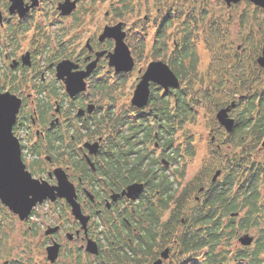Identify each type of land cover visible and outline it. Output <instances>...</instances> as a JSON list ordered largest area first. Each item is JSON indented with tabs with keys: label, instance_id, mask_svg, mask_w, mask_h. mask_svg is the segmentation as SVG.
Listing matches in <instances>:
<instances>
[{
	"label": "flooded vegetation",
	"instance_id": "obj_1",
	"mask_svg": "<svg viewBox=\"0 0 264 264\" xmlns=\"http://www.w3.org/2000/svg\"><path fill=\"white\" fill-rule=\"evenodd\" d=\"M64 1L0 0V92L7 91L20 99L12 132L18 141L26 169L32 177L55 184L54 169L60 167L74 186L75 200L83 218L75 217L72 205L65 197L53 200L46 198L36 203L23 220L0 201V224L11 228L22 224L27 227L24 232L27 231L33 237L30 242L41 229L38 238L45 257L42 264H57L62 257L64 264H116L113 253L116 248H124L128 252L125 264H153L159 258L161 264H177L181 258L178 257L182 244L180 231L187 229L185 216H190L195 204L203 200L212 184L244 182V179L226 178L228 171L225 163L198 181L183 182L184 178L179 177V157L165 151L160 142L161 134L177 138L181 132L179 129L168 130L178 116L176 109L179 107L180 84L164 89L151 82L149 98L143 107L131 103L134 87L127 103L123 100V106H114L115 115L112 119L126 113L128 119L122 128L127 131L139 124L138 119H142L144 125L147 121L149 125L148 119L153 118L154 114L162 121L169 120L162 133L156 124L155 129H152V137L145 142L151 145L145 153L150 149L153 154L152 170H148V162H144L145 177L133 178L132 162L129 161L134 154L128 156L126 162L121 161L115 153L103 157L105 138L110 136L116 139L119 124L103 130L102 134L101 114L107 109L108 101L101 99L102 81L105 79L101 73L115 78L128 72H117L109 65L107 55L113 51L114 39H100V35L105 26L121 22L124 40L135 62L133 53L136 41L131 44L129 38L136 33L144 35L146 42L142 20L148 26L151 20L163 18L159 16V5L154 7L157 12H144L142 19L136 23V20H128L130 12L118 16L123 7L120 0H69L75 1V5L69 13L63 14L58 5ZM150 1L146 0V8L153 6V1ZM180 1L167 0L163 4L180 6ZM103 2L107 5L105 15L108 22L87 36L82 45L78 44L73 39L86 31L83 28L86 16L94 13L96 3ZM187 4L194 8L205 6L211 10L223 9L228 15L221 16L220 20L235 18L241 22L240 32L246 31L245 35H241L235 52H216L221 56L231 55V58L210 60L207 84L198 83L205 87L206 103L214 113V119H210L212 126L209 132H212L214 125L218 129L216 134L210 136L211 142H216L213 152L222 155L244 154L247 150L244 144L230 138L240 123L244 101L254 95V88L259 85L264 87V66L257 62L262 53L264 37L257 35L260 31L255 34V26L264 20V6L253 0H188ZM238 8L240 10H233ZM54 14L56 20H71V23L44 32L42 25H39L41 23L37 24L36 20H51ZM49 26L52 25L46 27ZM70 29L74 33L64 39V34ZM28 35L29 45L22 50L21 43ZM225 38L226 35L219 37L220 40ZM245 42L246 45H242ZM63 61L62 74L58 75L57 66ZM241 63L248 73L247 80L241 77L239 71L228 70V65ZM146 65L137 66L138 79ZM135 67L136 62L133 69ZM216 70H219V74H216ZM210 104L215 105L210 107ZM230 104L233 105L228 116L234 122L231 131H227L215 115L219 109ZM262 141L251 152L255 151L257 155L263 153ZM96 142L98 145L91 152L86 143L91 145ZM119 167L125 170L123 177ZM163 170L170 176L168 180L159 178ZM217 170L219 173L214 178ZM257 182H264V179ZM135 183L140 184L141 188L129 195L127 188ZM91 242L97 249L96 253L88 247ZM54 244L58 245L57 255L51 261L47 252L48 247ZM165 251V256H162ZM38 263L31 257L11 261L6 259L1 264Z\"/></svg>",
	"mask_w": 264,
	"mask_h": 264
},
{
	"label": "trees",
	"instance_id": "obj_2",
	"mask_svg": "<svg viewBox=\"0 0 264 264\" xmlns=\"http://www.w3.org/2000/svg\"><path fill=\"white\" fill-rule=\"evenodd\" d=\"M120 1L123 7L119 10L118 16H124L126 12H140L146 3V0ZM151 1H153V6L146 8V12L150 8L157 12L154 7L159 5L161 13L159 16L163 18V20H152L153 26L156 28L151 46L152 56L153 58L162 57L161 60L167 62L180 79L179 107L176 109L178 116L175 124H171L168 130H182L187 121L196 120L197 109L203 107L209 112L212 111L206 103L205 87L198 84L207 79L209 66L207 70L199 71L197 40H201L204 48L210 53L212 52L210 60L230 59L231 55L221 56L216 53L220 51V45L225 43L219 37L227 33L228 29L226 27L227 30H224L222 23L226 20H220V16L214 14L213 9H207L205 6L198 8L189 6L188 0L180 1V6L163 4L167 0ZM137 21L140 20H136L135 23ZM257 25L255 34L260 31V34L257 35L264 37V22L260 21ZM133 35L136 36L134 48L139 51L136 52V57L139 59L138 53H141L145 47V37L136 33ZM169 49L171 53L167 52ZM214 68L216 67L214 66ZM231 69L239 71L241 77L247 80L248 73L244 64L228 65V70ZM215 72L219 74V70ZM125 77V74H120L114 78L115 80L108 78L102 81L101 99H108L107 109L101 114L102 134L103 130H107L112 125L114 127L116 123L119 124L116 139L106 136L103 144L105 152L102 156L110 157L115 153L121 161L126 162V158L134 154L129 161L132 162L131 171L133 178L140 179L146 176L144 162H148V170H152L150 168L152 150L149 149V152L145 153L151 145H147L145 142H148L152 137V129H155L156 124L159 126V132L162 133L169 120L162 121L158 115L154 114L153 118L148 119L149 125L147 121L144 125L143 120L138 119L139 124L133 125L132 129L127 131L122 128L128 119L126 113L118 114L116 119H112V116L115 115L116 99L120 98L118 90L123 89ZM196 85L200 87H196ZM253 90L254 95L247 97L244 101L240 123L230 138L239 144L243 143L247 148L246 151L244 150L245 153L222 155L215 152L207 166L201 168L200 174H196L190 179L198 181L208 177L215 167L225 163L224 166L228 171L226 178L236 179L239 177L243 178L244 182L212 184L203 200L195 204L190 216H185L187 229L183 228L180 231L182 244L178 257L181 258L177 264H218L220 262L223 264H264V182H257L264 179V161L256 157L255 151L251 152V149L258 146L264 138V87L259 85ZM114 91L116 92L114 93ZM214 105L210 104V107ZM104 115H107L106 120ZM160 143L165 151L173 152L174 156L179 157V161L183 160L185 156L193 155L192 138L187 134H184L180 141L171 135L161 134ZM146 159L148 161H145ZM119 170L123 177L125 170H122L121 167ZM179 177H185V164L181 166ZM159 178L168 180L170 176L163 170ZM235 184H237L236 187H233ZM182 194L181 199L183 198ZM234 212L237 214L231 215ZM179 222L181 223L180 218ZM182 226L184 227L186 224H182ZM251 229L254 230V242L250 246L237 245L235 243L237 236ZM2 244L0 231V258L3 255ZM113 253L116 264L118 262L125 264V257L128 254L126 249L116 248Z\"/></svg>",
	"mask_w": 264,
	"mask_h": 264
},
{
	"label": "water",
	"instance_id": "obj_3",
	"mask_svg": "<svg viewBox=\"0 0 264 264\" xmlns=\"http://www.w3.org/2000/svg\"><path fill=\"white\" fill-rule=\"evenodd\" d=\"M237 1V0H233ZM255 3L264 6V0H253ZM75 5V1L65 0L59 3L58 8L61 13H69ZM122 23L114 26H105L100 39L109 37L114 39L113 51L108 53L109 65L117 72H129L134 67V58L128 45L124 40L125 32L121 30ZM65 61L57 66V74L61 75V68ZM257 62L264 66V45L262 53L258 56ZM84 73H87L85 71ZM84 76V75H83ZM157 83L167 89L170 86H178L180 81L169 65L162 60H152L145 68L136 84L131 98L132 105L143 107L149 98L150 83ZM83 87V86H82ZM73 92V91H72ZM71 92V93H72ZM20 105V99L9 92H0V201L6 205L12 212L16 213L21 220L28 217L32 207L38 202L49 198L65 197L72 205V212L75 217L83 218L79 205L75 200L76 193L73 184L68 180L65 172L60 168L54 169L57 183L50 184L47 180H40L32 177L26 169L20 156L19 144L12 132V125ZM233 104L219 109L216 112V119L227 131H231L233 119L228 116V111ZM98 143L89 145L90 151H94ZM264 146V139L261 143ZM216 171L214 178L218 175ZM141 188L140 184H131L128 186V194L132 195ZM237 213H231L236 215ZM254 241V234L250 232L241 233L237 237V242L242 246H250ZM94 243H89L91 252L96 253ZM58 245L54 244L48 247L47 257L53 261L57 255ZM166 251L162 256H165ZM153 264H161V259H157ZM218 264H223L222 262Z\"/></svg>",
	"mask_w": 264,
	"mask_h": 264
},
{
	"label": "rangeland",
	"instance_id": "obj_4",
	"mask_svg": "<svg viewBox=\"0 0 264 264\" xmlns=\"http://www.w3.org/2000/svg\"><path fill=\"white\" fill-rule=\"evenodd\" d=\"M107 10V5L105 2L101 4L95 5V10L92 15L86 16V20L84 22L83 28L86 29L85 32H80V37L74 38L73 40L76 41L78 44L82 45L87 38V36L92 35L94 32L97 30L101 29L103 24L107 23V15H105V11ZM214 14L217 16H227L228 14L223 10V9H213ZM233 10H240L238 9H233ZM151 12H154V9L150 8ZM146 12V7L143 6V9L140 12H133L131 15L127 16L128 20H141L143 13ZM147 13V12H146ZM233 11V15H234ZM55 14L53 15L51 20H36V23H41L39 25H42V30L44 31H54L57 30L60 26L62 25H68L71 23V20H57L55 19ZM230 20H226L223 23V29L227 30L226 38L223 39L225 42L224 45H220V51L222 50H227L231 52H235L237 50V44L240 42V37L241 35H245L246 31L240 32L242 29L240 27V21L236 20L235 18L229 17ZM150 21V20H149ZM152 21V20H151ZM229 21V22H228ZM263 21L264 20H260ZM35 22V21H31ZM143 22V31L144 34H146V42H145V47L143 51L139 54V59L136 57V52H139L138 50L135 49L133 55H135V62H136V67L126 73V81L125 84H123V89L118 90L120 94V98L116 99V105L117 107L121 106V101L123 102H128L133 88L136 86L138 83V72H137V66H143L146 65L147 62L149 63L151 60H157L161 58H153L152 52H151V46L153 42V36H154V30L156 29L153 26V21L152 23H148V26H146L145 20H142ZM66 23V24H65ZM52 25L51 27H46L47 25ZM63 27V26H62ZM227 27V29H226ZM71 28V27H69ZM222 29V30H223ZM223 30V31H224ZM44 31V32H45ZM65 31V30H64ZM67 31V29H66ZM65 31V32H66ZM74 31L72 29L69 30V32L64 34V39L69 38L70 35H72ZM29 34V33H28ZM136 36H131V44L134 43ZM221 38V36H220ZM170 43V42H169ZM201 40H197V53L199 55V71L203 72L207 70L209 66V61L211 58L212 52L207 51L204 46L201 44ZM29 45V35L27 39H25L22 43L21 46L23 47L22 50H24L27 46ZM242 45H246V42L243 43ZM230 49V50H229ZM170 52V49L167 51ZM164 54V52H163ZM137 59V60H136ZM41 61V60H40ZM102 78H105L107 80L108 78H112L107 76L106 74L101 73ZM114 78H112L113 80ZM115 80V79H114ZM207 80H205L203 83H206ZM199 85H196L198 87ZM117 90V88H116ZM116 91H114L115 93ZM107 101L108 99L105 98ZM123 106V105H122ZM197 117L195 121L192 122H186L182 130H180V134L177 136V141H180L183 137L184 134H187L189 137L192 138V145H193V155L191 156H185L183 160L180 161L181 166L185 164V177L183 179L184 181L190 180L194 175L200 174V170L202 167L207 166L209 163V160L213 158L215 155V152H213V148L216 144V142H211L210 136L211 134H216L218 129L216 130L215 125L213 126L212 132H209V127L212 126L210 119H214V113L207 111L206 108H199L197 109ZM215 124V123H214ZM179 133V132H178ZM259 146V145H258ZM260 154L257 155L256 152V157L259 158L261 161H264V152H259ZM70 220V218H69ZM17 224V223H16ZM15 224V225H16ZM13 228V230H12ZM10 227V226H2L0 227L1 231V239L3 241L1 250L3 252L2 257L0 258V264L4 260H13V259H29L32 257V260H37L38 264H42L43 260L45 259L44 257V252L42 250V247L40 246V241H39V232H42L41 229L38 230V233L35 235V239H32V242H30V239L33 238L31 234H29L27 231L24 232L27 227L21 225H17L15 227ZM254 230L251 229L250 233H253ZM237 245H240L237 240L235 241ZM28 257V258H27ZM64 257L57 263V264H64Z\"/></svg>",
	"mask_w": 264,
	"mask_h": 264
}]
</instances>
